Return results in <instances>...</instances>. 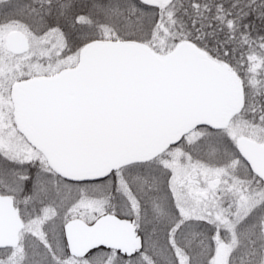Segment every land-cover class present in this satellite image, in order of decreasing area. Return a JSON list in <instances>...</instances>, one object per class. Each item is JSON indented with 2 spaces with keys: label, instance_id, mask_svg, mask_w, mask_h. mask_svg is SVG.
I'll return each instance as SVG.
<instances>
[{
  "label": "snow or ice",
  "instance_id": "obj_1",
  "mask_svg": "<svg viewBox=\"0 0 264 264\" xmlns=\"http://www.w3.org/2000/svg\"><path fill=\"white\" fill-rule=\"evenodd\" d=\"M0 264H264V0H0Z\"/></svg>",
  "mask_w": 264,
  "mask_h": 264
}]
</instances>
